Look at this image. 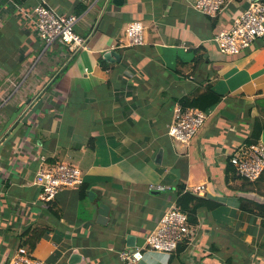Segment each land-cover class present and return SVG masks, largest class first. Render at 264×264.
Wrapping results in <instances>:
<instances>
[{"label":"crops","instance_id":"0c3cea01","mask_svg":"<svg viewBox=\"0 0 264 264\" xmlns=\"http://www.w3.org/2000/svg\"><path fill=\"white\" fill-rule=\"evenodd\" d=\"M39 1L0 0V264L21 250L29 228L46 230L26 251L47 264H128L119 257L128 235L151 233L180 184L193 193L203 185L195 194L216 206L198 209L192 244L173 254L147 249L134 264H264V216L241 207L243 199L264 203V175L249 182L234 166L227 171L264 120V38L238 55L214 40L247 0L215 17L193 0H47L79 17L87 43L76 51L46 47L26 16ZM135 20L145 42L128 46ZM113 50L119 57L105 56ZM210 87L222 100L185 146L169 135L174 106ZM43 157L78 166L86 196L70 187L40 201L34 179ZM100 203L110 207L104 224Z\"/></svg>","mask_w":264,"mask_h":264},{"label":"built area","instance_id":"2783aa9c","mask_svg":"<svg viewBox=\"0 0 264 264\" xmlns=\"http://www.w3.org/2000/svg\"><path fill=\"white\" fill-rule=\"evenodd\" d=\"M24 2L26 0H15ZM234 0H193L196 10L211 17L218 16ZM248 6L242 9L230 27L218 32L214 37L220 51L225 54L244 53L257 40L264 38V0H247ZM26 16L35 25L38 36L46 47L62 43L72 50L85 48L86 39L77 32L79 17L75 14L60 13L47 0H40L26 10ZM128 46L141 45L145 42V26L135 20L126 29ZM209 112L184 106L177 102L174 106L169 135L181 143L190 144L205 125ZM238 176L249 182L258 181L264 174V143L240 144L230 156ZM34 183L40 188L39 199L42 202L54 200L57 194L70 187H80L84 183L82 170L65 162H49L43 157L39 163ZM151 190H165L163 185L152 184ZM204 190L198 186L194 192ZM199 226L189 221L188 213L177 205L169 208L159 219L155 229L145 238L142 246L127 247L119 252L122 261L134 264L144 258L147 249L175 253L181 244H192L197 238ZM6 264H47L29 251L19 250Z\"/></svg>","mask_w":264,"mask_h":264},{"label":"trees","instance_id":"16d2710c","mask_svg":"<svg viewBox=\"0 0 264 264\" xmlns=\"http://www.w3.org/2000/svg\"><path fill=\"white\" fill-rule=\"evenodd\" d=\"M221 100H222V95L210 87L204 92L195 95L194 97H185L181 99L179 102H181V104H183L184 106H193L205 111H209L211 108L215 107ZM263 128H264V120L257 118L254 123L253 132L250 138L246 140V142L254 143L260 141ZM89 146L91 147V149L94 150L95 146L93 142H91ZM63 162L75 165L73 162H69V161H63ZM231 166L233 167V165L230 162V166L227 169L228 172ZM80 188H81L82 196L85 197L87 189L84 183L80 186ZM176 205L179 209L188 213L189 221L191 223L197 224L198 209L203 206L213 208L214 206H216V203L205 197H202L198 194H195L187 190L184 184H180L177 191ZM241 207L243 210L257 212L260 215L264 216V203L252 201L249 199L247 201L246 199L245 200L243 199ZM44 231H46L44 228H29L25 230L22 236L26 237L28 236V234L30 235L28 238L24 239L23 242L20 244L21 250L26 251L27 247H29L30 249H34L38 241L41 239Z\"/></svg>","mask_w":264,"mask_h":264},{"label":"water","instance_id":"95a60500","mask_svg":"<svg viewBox=\"0 0 264 264\" xmlns=\"http://www.w3.org/2000/svg\"><path fill=\"white\" fill-rule=\"evenodd\" d=\"M122 0H114V2H120ZM106 57H110L111 59H114L116 57H119V53H117L116 51H107L105 54ZM27 107V104H24L23 106L20 107V109L14 114L13 119L17 118L18 115H20V113L25 110V108ZM36 110V106L32 109L33 113ZM31 113L28 114V117L31 116ZM13 121V120H12ZM12 123V122H11ZM109 210L110 207L105 204V203H100V208H99V218H98V222L104 224L105 221H107L108 219V215H109ZM146 238L145 237H137L135 235H128L127 237V244L129 247H136V246H142L145 242ZM81 258L80 254H74L73 255V260H75V262H78Z\"/></svg>","mask_w":264,"mask_h":264},{"label":"rangeland","instance_id":"374dc122","mask_svg":"<svg viewBox=\"0 0 264 264\" xmlns=\"http://www.w3.org/2000/svg\"><path fill=\"white\" fill-rule=\"evenodd\" d=\"M182 144H184L185 146H187L188 144H185V143H182ZM194 193H196V192H194ZM198 193H200V192H198ZM32 252V251H31ZM6 263V261L4 262V264Z\"/></svg>","mask_w":264,"mask_h":264}]
</instances>
